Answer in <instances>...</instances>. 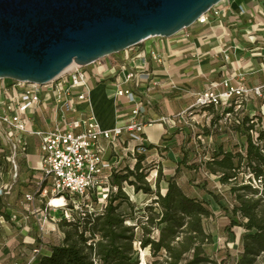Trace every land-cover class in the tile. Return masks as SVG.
<instances>
[{"label": "built area", "instance_id": "built-area-1", "mask_svg": "<svg viewBox=\"0 0 264 264\" xmlns=\"http://www.w3.org/2000/svg\"><path fill=\"white\" fill-rule=\"evenodd\" d=\"M228 8L229 1L220 0L196 23L204 24L207 15L218 16ZM134 47L122 52L126 53L122 58L123 67L108 77L112 79L114 102L130 105L127 120L111 129H103L94 116L91 93L94 83L101 80L96 77L92 81L86 67L73 65L45 85L8 80L3 89L15 91L6 99L0 98V128L12 132L13 152H19L25 146L27 136L38 140L40 162L36 193L39 192V197L45 200V208L35 219L39 236L45 234L52 210L67 211V221H72L76 214H101L108 196L116 192V187L111 184L115 171L124 167L127 160L129 168L133 169L138 156L146 155L151 146L145 136L146 130L156 122L171 121L168 117L157 121L146 118L143 101L139 97L144 92L141 81L144 70L134 67L135 52L131 51ZM148 57L156 65L163 62L162 56L155 51L150 52ZM140 62L144 65V55ZM231 82L234 80L228 78L222 83V92L207 89L195 94V100L185 114L191 116L208 108L220 110L219 123L232 129L239 128L244 116H248V134L256 142L258 132L264 131V84L244 86ZM251 97L259 104L258 112L249 116L243 105ZM42 107L49 110V125H41L37 118ZM182 114L177 115V122H183L187 117L183 118ZM101 141L106 145L103 146ZM98 188L104 191V199L99 198ZM27 198L32 199L29 195ZM48 199L60 201L61 206L51 208ZM98 204L99 210L96 209Z\"/></svg>", "mask_w": 264, "mask_h": 264}, {"label": "crops", "instance_id": "crops-1", "mask_svg": "<svg viewBox=\"0 0 264 264\" xmlns=\"http://www.w3.org/2000/svg\"><path fill=\"white\" fill-rule=\"evenodd\" d=\"M228 1L229 8L226 11L218 16L207 15L204 24L194 23L191 26L195 29L189 27L168 39L149 38L131 49L135 52L134 67L139 71L144 70L141 77L144 92H141L139 97L143 101L146 118L157 121L163 117L171 118L174 114L185 113L193 104L195 94L207 89L222 92L224 90L222 83L228 78L234 80L231 82L233 85L264 84V71H262L264 66V0ZM152 51L162 56L161 65H156L148 57ZM125 55L126 53H119L112 55L111 58L108 56L86 67V72L92 76V81L96 77L101 80L93 85L91 105L94 116L103 129L121 125L129 116L130 105L125 102L118 105L114 102L111 95L112 79L108 78L109 74L123 67L122 58ZM143 55L144 65L140 62ZM226 55L227 59H225ZM7 84L3 85L0 82V98L6 99L15 94L14 90H3ZM186 92L189 93L190 99L185 97ZM258 104V101L251 97L243 105L246 114L249 116L256 114ZM95 108L98 109V114ZM208 109L196 111L191 116L185 117V115L183 122H177V124L172 121L156 122L146 130L145 136L151 145L160 147L159 142L162 136L165 135L164 138H166L178 127L186 125L185 123L192 129L197 128L194 125L200 123L198 114ZM41 110L37 114L40 124L49 125V110L43 107ZM234 133L237 135V132L234 131ZM224 136L225 134H217L215 142L220 143ZM182 137L183 132L180 131L170 140L162 141L164 151L160 154H152V150L148 151L150 157H154L153 159L161 165L162 171H169L170 167L179 162L175 146L180 143ZM197 138L201 139V136L197 132H192L194 148L191 154L195 156L193 162L200 163L198 170H204L201 168L208 158L206 154L202 160L199 158L200 148L195 140ZM205 138L211 139L210 137ZM101 144L106 145L104 141H101ZM205 147H209V144H205ZM21 150L18 154H24L23 165L26 164V168L37 171L40 162L38 140L27 136L25 146ZM107 153L110 152L107 151ZM203 176L208 177L206 173ZM202 184L200 186H204ZM104 196L105 194L102 195Z\"/></svg>", "mask_w": 264, "mask_h": 264}, {"label": "rangeland", "instance_id": "rangeland-1", "mask_svg": "<svg viewBox=\"0 0 264 264\" xmlns=\"http://www.w3.org/2000/svg\"><path fill=\"white\" fill-rule=\"evenodd\" d=\"M158 38L155 40H159ZM0 82L4 85L9 81L5 79ZM185 95L190 99L189 93L186 92ZM95 111L98 114L97 108ZM185 113L182 115L187 116ZM219 113L220 110L212 109L201 112L198 114L200 115L199 125L191 123L197 128L192 129L185 123L186 125L178 127L172 134L166 135V138H164L165 135L162 136L159 142L160 147L149 146L148 150H152V154H160L164 151L162 141H168L180 131L183 132L180 143L175 146L179 162L170 167L169 171H162L161 165L153 159L154 157H150V153L144 155L147 160L144 161L143 169L148 175V181L145 180V184L150 189V194H144L143 190L136 193L134 187L129 186L127 182L122 184L121 192L125 195L126 201L115 202V205L120 203L118 211L124 215L125 225L133 228V249L136 252L138 264H152L155 260L159 261V264L172 262L163 250L156 258H153L150 248L142 249L139 242L144 236V229L148 232L149 238L156 240L158 237L159 230L155 228L157 222L155 214H158L159 206L154 203V200L157 195L164 196L169 179H174L188 197L205 202L212 212V216L203 221L205 232L211 235L212 242L202 248L203 256L211 263L201 264H236L239 261L242 253V235L245 232L239 227L225 229L228 222L226 212L230 211L235 203L229 193V188L220 184L218 175L206 169L198 170L200 163L198 161L194 163L195 156L191 154L194 148L192 132H197L201 136V139L195 140L200 148L199 158L202 160L205 154L208 158L204 161L205 163L211 159L213 152H218L220 148L224 151L244 154V138H241L238 133L236 135L235 130L226 124L219 123ZM177 120L178 117L174 114L171 121L177 124ZM217 134H225L220 143L215 142ZM204 137H210L211 142L209 138L204 139ZM13 141L12 132L0 128V264H34L41 256L47 255L53 245L61 243L64 229L59 226V223L62 220H68L69 213L50 211L51 217L48 219L45 234L42 236L37 234L35 219L45 208V200L39 197V192L36 193L38 172L26 168V164L23 165L24 154L19 155L18 151L13 152ZM205 144H209V147H205ZM20 152L22 153V150ZM205 173L208 177L203 176ZM250 176L249 171L241 167L237 173L236 183L241 184ZM156 177L158 178L157 185ZM206 178L205 185L200 186L199 180ZM129 181H133V178ZM103 193L102 188H98L100 199H104ZM28 195L32 198L31 200L27 198ZM148 196H151L152 200L144 205ZM96 209H100L99 204ZM183 239L184 237L176 238L172 246L178 249L177 243L183 242ZM191 258V253H185L178 264H186ZM255 264H264V255L257 258Z\"/></svg>", "mask_w": 264, "mask_h": 264}, {"label": "trees", "instance_id": "trees-1", "mask_svg": "<svg viewBox=\"0 0 264 264\" xmlns=\"http://www.w3.org/2000/svg\"><path fill=\"white\" fill-rule=\"evenodd\" d=\"M249 120L244 116L242 125L234 129L245 140L243 155L220 148L203 165L204 170L219 176L220 184L229 188L235 202L226 212L228 222L225 229L239 227L245 232L242 253L236 264H255L257 258L264 255V131L258 132L254 142L248 134L250 126H246ZM144 161V155L138 156L133 169L126 162L124 167L115 171L111 184L116 187V192L108 196L101 214H76L72 221L62 220L59 223L64 229L61 243L53 245L49 254L41 256L34 264H138L133 249V228L125 225V217L118 211V206L126 201L121 192L124 182L134 187L136 193L140 190L144 194L151 193L145 184L148 175L144 173ZM241 167L251 176L238 184L237 173ZM130 178L133 181H129ZM199 181L205 185L207 180ZM155 183L158 184L157 177ZM115 202L120 203L115 205ZM154 203L159 206V212L155 214L158 237L156 240L149 238L144 229L140 247H149L153 258L163 250L172 260L166 264H178L185 253L192 256L186 264L211 263L203 256L202 250L212 242L203 226V221L212 216L207 204L188 197L174 179L167 181L164 196L157 195ZM179 237H184V241L177 243L176 249L172 243ZM152 264H159V261Z\"/></svg>", "mask_w": 264, "mask_h": 264}, {"label": "water", "instance_id": "water-1", "mask_svg": "<svg viewBox=\"0 0 264 264\" xmlns=\"http://www.w3.org/2000/svg\"><path fill=\"white\" fill-rule=\"evenodd\" d=\"M220 0H0V80L45 85L191 27Z\"/></svg>", "mask_w": 264, "mask_h": 264}, {"label": "bare ground", "instance_id": "bare-ground-1", "mask_svg": "<svg viewBox=\"0 0 264 264\" xmlns=\"http://www.w3.org/2000/svg\"><path fill=\"white\" fill-rule=\"evenodd\" d=\"M73 65H76V64H74V63H72L66 70H68L71 66H73ZM65 70V71H66ZM128 189H131V187L129 188L128 187ZM135 200V199H134ZM152 200V198H151V196H148L147 197V200H146V202L145 203H149L150 201ZM48 202H49V206L51 207V208H58L59 206H61V202L60 201H58V200H51V199H48Z\"/></svg>", "mask_w": 264, "mask_h": 264}]
</instances>
